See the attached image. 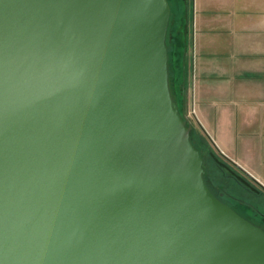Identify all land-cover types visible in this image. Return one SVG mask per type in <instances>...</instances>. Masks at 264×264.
<instances>
[{"label":"water","instance_id":"obj_1","mask_svg":"<svg viewBox=\"0 0 264 264\" xmlns=\"http://www.w3.org/2000/svg\"><path fill=\"white\" fill-rule=\"evenodd\" d=\"M171 13L0 0V264H264L172 94Z\"/></svg>","mask_w":264,"mask_h":264},{"label":"crops","instance_id":"obj_2","mask_svg":"<svg viewBox=\"0 0 264 264\" xmlns=\"http://www.w3.org/2000/svg\"><path fill=\"white\" fill-rule=\"evenodd\" d=\"M187 39L196 130L264 189V0H190Z\"/></svg>","mask_w":264,"mask_h":264},{"label":"rangeland","instance_id":"obj_3","mask_svg":"<svg viewBox=\"0 0 264 264\" xmlns=\"http://www.w3.org/2000/svg\"><path fill=\"white\" fill-rule=\"evenodd\" d=\"M169 2L172 8L168 38L170 41V50L172 55L173 68H174L173 87L175 90V95L178 98H180L181 97L180 82L182 80L181 78H182V63H183L182 58L186 52V49L184 52L185 45L183 43V35L185 36L186 34L187 36L190 0H169ZM187 45H188V39H187L186 48ZM178 104L180 106V110L184 113L187 108V105H183L181 101H179ZM198 143L199 146L203 147V144H201L199 141ZM215 154L221 161L229 164L230 166L234 167L236 170H239L237 167H235L232 163H230L228 160L223 158L217 152ZM204 166L207 170V173L210 174L209 176L211 177V179L214 182L216 181L215 182L216 184L237 194L243 192V195L246 196L248 200L258 202L261 204L262 207H264V197L258 196L256 193L252 191L244 190V188L240 185L237 179L231 177L226 169L216 165V163L212 161L208 156H204Z\"/></svg>","mask_w":264,"mask_h":264},{"label":"flooded vegetation","instance_id":"obj_4","mask_svg":"<svg viewBox=\"0 0 264 264\" xmlns=\"http://www.w3.org/2000/svg\"><path fill=\"white\" fill-rule=\"evenodd\" d=\"M227 165L229 166V169L223 166L222 167L229 172L231 177L237 179V181L244 188V190L252 191L256 193L258 196L264 197V189L258 183H256L251 177H249L247 174L243 173L242 171L236 170L234 167L230 166L229 164ZM207 175L209 176L210 174L207 173ZM237 175H240L243 178H245L250 183L251 186L246 185L245 183L240 181L237 178ZM215 182L212 180L213 187L215 188L219 197L222 200L228 202L230 205L235 207L242 215H244L245 217L249 218L256 224L264 228V207H262L260 203L252 200H248V198L243 195V192L239 194L235 192H231L225 189L224 187L216 184Z\"/></svg>","mask_w":264,"mask_h":264},{"label":"trees","instance_id":"obj_5","mask_svg":"<svg viewBox=\"0 0 264 264\" xmlns=\"http://www.w3.org/2000/svg\"><path fill=\"white\" fill-rule=\"evenodd\" d=\"M169 27H170V25H169ZM183 33H184V31H183ZM168 35H169V28H168V34H167V44H168V47H169V54H170V85H171V89H172V94H173V96L175 97V99L177 100L178 103H179V101H181L183 103V105H185V78H186L185 59H184L185 55H183V58H182L183 59V63H182V78H181L182 80L180 82V84H181L180 85L181 97L178 98L175 95V90H174V87H173L174 68H173L172 55H171V50H170V41H169ZM183 43L185 45V48H184V52H185L186 44H187V36H186V34H185V36L183 35ZM179 108H180V106H179ZM192 139H193L194 143L200 148V150L202 151L204 156H208L212 161H214L216 163V165H218L219 167H222L211 156L210 153L213 152L212 148L208 147L206 145V143L204 142V140H202V138L200 137L198 131L196 130V127H194V129L192 131ZM198 141L201 144H203V147L199 146Z\"/></svg>","mask_w":264,"mask_h":264},{"label":"built area","instance_id":"obj_6","mask_svg":"<svg viewBox=\"0 0 264 264\" xmlns=\"http://www.w3.org/2000/svg\"><path fill=\"white\" fill-rule=\"evenodd\" d=\"M191 91H192V87H191ZM184 114L187 117V119L194 124L195 117H196V112H195V109H194V105L193 106H191V105L187 106Z\"/></svg>","mask_w":264,"mask_h":264}]
</instances>
